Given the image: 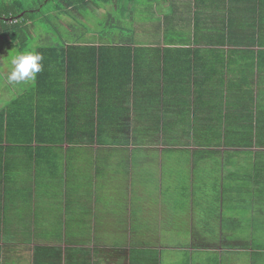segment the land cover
Here are the masks:
<instances>
[{"label": "crops", "instance_id": "crops-1", "mask_svg": "<svg viewBox=\"0 0 264 264\" xmlns=\"http://www.w3.org/2000/svg\"><path fill=\"white\" fill-rule=\"evenodd\" d=\"M89 4L101 18L104 14L109 16L115 22L113 26L116 22L128 23L136 35L127 39L136 44L158 42L146 41V27L150 24L162 27L163 33L165 27L167 31L170 28L167 35L175 43L194 41L196 26L200 27L199 37L211 32L214 35L216 28L229 23L250 28V31L253 26L264 24V0H102ZM149 4L160 18L157 23L150 18ZM68 10L67 16L75 20L71 13H76ZM167 11L173 13L169 15ZM60 23L71 28L65 18L60 19ZM109 31H105L108 35L105 37L98 33L100 39H95L92 33H82L78 43L99 44L122 39L119 32ZM203 42L200 47H206ZM14 44L0 50V113L4 110L5 117L13 124L11 136L21 140L7 137L0 140V264H164V245L153 241L142 243L137 239V235H148L150 230L147 216L140 219L142 206L134 205L145 200L143 186L151 177L149 174L148 179L143 178L142 172L135 171V165L152 163L151 152L159 150L163 154L167 147L165 144L160 147L163 143L160 144L158 138L162 139L164 124H158L154 115L160 103L159 89L152 87L147 92L140 89L130 96L107 95L102 105L115 107L116 111L104 115L110 125L93 135L86 123L91 122L93 107H96L94 87L85 82H72L70 76H64L63 84H57L58 74L47 78L41 88L37 78L34 83L10 84L7 81L10 66L5 56L8 47ZM256 80L259 84L258 76ZM260 91L264 95L261 86ZM62 108H65L63 116ZM124 108H129L130 115ZM30 131H39L44 138L33 140ZM60 138L67 140L51 143V139ZM123 141L126 144L122 145ZM183 147L181 145L180 149L184 150ZM162 163H165L164 157L155 175L158 184L154 185L157 188L154 194L160 195L153 201L160 204L161 211L164 190L173 189L166 187ZM102 167L105 170L103 175L101 173L99 189L93 170L95 168L97 176ZM122 187L126 188V194L117 203L123 208L118 211L114 199L116 188ZM103 203L111 211L107 213L112 215L106 223L109 230L103 214L100 212L99 219L97 217ZM249 203L251 205L245 208L250 217L255 210V216H260L264 223V202L257 201L254 206ZM249 229L250 246L243 248L248 257L246 262L264 264V238L258 240L252 236L253 222ZM108 234L113 238L124 237L115 242L105 236ZM198 246L191 243L179 246L178 243L169 250L181 251L182 255L186 251L191 257L199 247L208 250ZM213 251L224 254L236 252L237 247L218 245Z\"/></svg>", "mask_w": 264, "mask_h": 264}, {"label": "trees", "instance_id": "trees-1", "mask_svg": "<svg viewBox=\"0 0 264 264\" xmlns=\"http://www.w3.org/2000/svg\"><path fill=\"white\" fill-rule=\"evenodd\" d=\"M27 1L32 3L12 0L0 4V38L4 41L0 43V50L11 43L23 45L35 26L50 21L53 11L61 13L70 8L77 14L89 2L102 0ZM83 27L87 26L83 24ZM118 28L123 31H119L122 39L99 44L56 41V35L48 32L33 47L44 57L41 61L43 69L36 76L38 87L56 74L57 84H63L64 76H70L72 82L93 86L96 107H93L91 122L86 123L93 135L100 134L106 125H110L104 115L116 111L115 107L102 105L107 95L130 96L140 89L146 92L152 87L159 89L160 103L155 107L154 115H157L158 124L163 122L165 127H170L172 144L174 140L178 145H184V150L191 151L193 178L199 179L203 173L204 179L211 173L204 168V163L216 164L218 179L207 190L220 197L218 205L212 202L211 212L203 224L205 236L212 240L204 247L213 250L218 245L238 249L250 246V239L237 231L243 226L242 219L228 217L224 207L230 208L235 202L244 207L251 205L249 202L253 206L257 201L264 202V95L260 91V86L264 88V24L253 26L250 31V28L229 23L216 28L214 35L211 32L199 37L200 27L196 26L197 36L194 41L188 39L187 43L172 42V37L167 35L170 28L167 31L165 27L158 39L162 34L164 37L154 44H136L127 39L136 35L132 28ZM58 33H61L59 29ZM99 34L108 36L105 31H99ZM200 42L206 43V47H200ZM21 49L19 51L23 52ZM65 108L60 110L62 116ZM128 110L124 108L123 111ZM182 119L184 130L180 131ZM12 126L3 110L0 113V140L7 137L21 141L11 136ZM29 135L33 140L44 138L39 131H30ZM66 140L51 139V143ZM234 157L235 168L232 166ZM219 181L227 183L218 185ZM182 192L186 198L191 197L187 192L197 194L194 185L192 190L190 186H184ZM217 210L220 214L213 216L212 212ZM255 213L254 210V216ZM232 218L236 220L235 227ZM217 219L224 232L215 234Z\"/></svg>", "mask_w": 264, "mask_h": 264}, {"label": "rangeland", "instance_id": "rangeland-1", "mask_svg": "<svg viewBox=\"0 0 264 264\" xmlns=\"http://www.w3.org/2000/svg\"><path fill=\"white\" fill-rule=\"evenodd\" d=\"M12 0H0V4L4 2H11ZM154 0H151L153 2ZM165 1V0H162ZM31 4V1H27L26 3ZM63 7V5L60 6V8ZM149 11L150 18L154 23H157L159 21V16L155 14L152 5L149 4ZM66 11V12H65ZM69 12L68 8L64 10V12H51V19L50 21H44L43 25L41 26H35L33 31L30 32L29 35L24 40L23 45L18 41L19 45H15L12 47H8V55L5 56V59L7 60V63H9L10 54L13 52H18V50L22 47L23 51L33 50V47L37 44H39L41 41L40 39L44 36H47L48 32L52 31L53 35H56L54 38L56 41H62L67 40L70 42L73 41H79L81 39L80 34L82 33H92L95 37V39H100V35L98 34L99 31H107L112 30L113 32H119L122 33L123 31L120 30L118 27L121 28H129V24L125 23L124 25H119V22H116V25L114 28L110 29L109 27H112L115 22L109 17L104 14V16L101 18L96 10H93L92 7H90V4L86 8H82L80 13L72 14L76 17V19H72L67 16V13ZM169 15H171L173 12L167 11ZM145 15V14H141ZM50 16V15H49ZM66 19L67 23L71 24V28L64 27L60 23V19ZM83 24L87 27H83ZM148 24H150L148 22ZM150 27H146V41L149 43H152L154 40H158L159 35L161 34V28L158 29L156 26L149 25ZM55 27L57 29H55ZM58 29L61 32L58 33ZM125 31V30H124ZM147 33H149V37H147ZM4 41L0 38V43H3ZM18 46V47H17ZM21 49V50H22ZM5 64V63H4ZM10 66L9 64H7ZM4 66V65H2ZM1 66V67H2ZM0 71L2 69L0 68ZM0 81H1V75H0ZM128 115H130V112L128 111ZM175 119V118H174ZM172 119L168 122L171 124ZM181 129L180 131L184 130V120L181 121ZM170 127L163 126L162 132L163 136L162 139L158 138L160 140V144H162L160 147H164V144L166 149L163 154L159 152V150H154L151 152V156L153 158V162L149 164H136V172H142L143 178H146V175L150 174V180L143 186L146 188L144 192H142V195L144 196V201L142 203H134L135 207L142 206L141 209V220H144V215L147 216V219L149 220V223L147 225L149 226V234H142L137 235V239L141 241L142 243L146 242H154L157 245L161 246L164 245V264H247L246 262V255L244 253L243 249H238L234 252H223L218 255L217 251L213 250H206L204 248H197L193 252L192 257L190 256V253L184 251L183 255L181 251H173L169 250L170 248H173L176 246V244L179 243V246L184 244L186 246L187 244L191 243L192 245H209L211 244L212 240L210 239V236L206 235L204 232V221L208 218L210 212H211V206L212 202L216 205H218L216 200L215 192H210L207 189H210L215 184V180L218 179V172L216 169V164L213 162H207L204 163V168L208 171H211L206 178L202 179L204 177L202 173V177L199 179L193 178V167H192V155L191 151L182 150L180 149V145H178V142H174L173 144L170 140ZM168 132V133H167ZM183 134V133H182ZM165 135V137H164ZM184 135V134H183ZM111 141V140H110ZM128 141V140H126ZM171 142V143H170ZM124 141L122 142V145H124ZM119 145V144H118ZM172 148V149H170ZM164 157L165 163H162V175L167 179L166 187L172 186V191L170 190H164V193L162 197L163 199V208L162 211L160 210V204L156 205L153 203L154 200H157L160 194H154L157 190V188L154 187V185H157L158 182L156 180V173H157V166L161 163V158ZM232 159V158H231ZM226 164H228L227 158H225ZM237 165L236 158H233L232 166L235 168ZM95 166V164H94ZM143 166V167H141ZM164 167V170H163ZM104 168L99 170V174L95 176V168L93 170L94 173V179H96L98 183V188H101L102 185V175L104 172ZM102 173V175H101ZM158 174V173H157ZM227 182L219 181L217 182L218 185H222ZM213 184V185H212ZM195 187L196 195L191 194L190 192H187L191 197L186 198L184 196V186H190L191 190L192 187ZM116 198L114 199V204L118 208V211L123 209L118 206L117 203H120L121 196L124 199V195L126 194V188H116ZM203 192L205 195H203ZM100 190H99V199H100ZM124 194V195H123ZM151 199V201H150ZM167 199V200H166ZM126 205V204H124ZM103 208H101L98 211V219H99V213L101 212L103 214V220L105 222V227L111 229L108 225H106L107 222L110 221L112 215H109L107 212H111L107 210L106 203H103ZM158 206V207H157ZM216 206H214L215 210ZM112 210V209H111ZM224 212L228 217H237L241 218L243 221V226L238 227L237 231L238 234L244 235L247 237V235H250V222H253V237H256L258 240L261 238H264V223L261 221V217L256 215L253 217H250L248 210L240 204V203H234L231 205L230 208H227L225 205ZM220 214V211L217 210L216 212H212V215L216 216ZM161 215V217H160ZM109 216V217H108ZM108 218V219H107ZM253 218V219H252ZM146 219V220H147ZM214 219V218H213ZM252 219V220H251ZM218 220V219H217ZM232 218V225L235 227L236 220ZM221 221V219H220ZM135 222V221H134ZM212 223V222H211ZM136 226V224H135ZM196 227V229H195ZM216 229H214L215 234L224 232L223 229L220 228L219 220L215 223ZM220 228V229H219ZM234 229V228H233ZM208 232V230L206 229ZM100 235H98L99 237ZM108 237L110 241L119 240L124 235L113 238L112 236L105 235ZM100 240V239H98ZM116 242V241H115ZM219 257V258H218ZM218 258V259H217ZM217 259V260H216Z\"/></svg>", "mask_w": 264, "mask_h": 264}, {"label": "clouds", "instance_id": "clouds-1", "mask_svg": "<svg viewBox=\"0 0 264 264\" xmlns=\"http://www.w3.org/2000/svg\"><path fill=\"white\" fill-rule=\"evenodd\" d=\"M43 54L35 50L13 52L10 54V71L7 81L10 84L35 82L36 76L43 69Z\"/></svg>", "mask_w": 264, "mask_h": 264}]
</instances>
